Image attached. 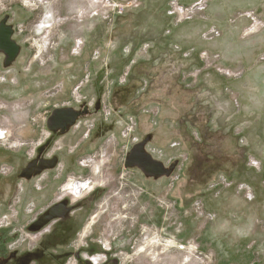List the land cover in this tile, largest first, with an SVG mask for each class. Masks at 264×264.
<instances>
[{
    "label": "rangeland",
    "instance_id": "374dc122",
    "mask_svg": "<svg viewBox=\"0 0 264 264\" xmlns=\"http://www.w3.org/2000/svg\"><path fill=\"white\" fill-rule=\"evenodd\" d=\"M169 1L0 0V168L8 167L0 170V218L11 222L0 223L8 253L0 264L34 252L27 264H264V150L226 158L203 175L192 163L158 177L125 164L134 129L126 130L129 115L120 118L115 98L129 92L124 79L142 48L177 43L215 52L225 64L215 50L238 36L209 44L215 30L231 24L240 38L264 36V0H209L179 22ZM248 12L261 26L243 35ZM229 66L242 71L217 75L243 74L240 62ZM55 108L81 115L51 131ZM70 182L84 185L77 192L66 189ZM38 247L67 256L39 257Z\"/></svg>",
    "mask_w": 264,
    "mask_h": 264
},
{
    "label": "crops",
    "instance_id": "0c3cea01",
    "mask_svg": "<svg viewBox=\"0 0 264 264\" xmlns=\"http://www.w3.org/2000/svg\"><path fill=\"white\" fill-rule=\"evenodd\" d=\"M239 30L228 24L211 33V40H207L213 44L229 33L238 36L215 50L225 64L241 63L243 74L235 79L205 70L196 78L190 77L189 72L200 64L197 54L202 48L194 50L177 43L157 48L151 44L142 48L147 55L136 54L131 63L133 73L124 79L130 83L129 92H121L115 98L116 105H121L117 110L120 118L129 115L134 145L144 142L145 152L163 164H197L202 175L227 159L236 163L238 156L253 153L252 148L264 150V63L256 59L264 46V36L240 38ZM237 45H242L241 51L235 49ZM256 76L258 85L252 82ZM216 132L220 141L213 149V143L202 137L212 138ZM37 250L55 260L67 256L66 252L55 254L41 247ZM7 254L1 245L0 256L7 258ZM27 262L25 258L21 264Z\"/></svg>",
    "mask_w": 264,
    "mask_h": 264
},
{
    "label": "built area",
    "instance_id": "2783aa9c",
    "mask_svg": "<svg viewBox=\"0 0 264 264\" xmlns=\"http://www.w3.org/2000/svg\"><path fill=\"white\" fill-rule=\"evenodd\" d=\"M208 1L209 0H198L197 2H195L194 4H192L189 7L182 6L180 4V0H170L169 4H170L172 14L174 15L176 21L179 22V21H183L186 19H190L193 16H195L197 13H199L203 9L204 4H206ZM241 16L248 18L251 22L250 27L243 32V35L254 34L257 30H259L258 27H260L261 24L258 20V16L254 12H248V13L242 14ZM197 58L199 60L200 65L197 68L193 69L191 72H189V75L192 78H196L201 70L202 71L203 70L213 71L216 74H219L221 76L228 77V78L235 77V76L239 75L242 71L241 68H232V66L223 64L220 60V56L215 52L212 53V52H209L207 50H202V51L198 52ZM258 59L260 61H264V52L258 56ZM132 128H133L132 125H126V130L128 132H131ZM5 139H6L5 138V131L3 128H0V140H5ZM202 139L208 140L209 142H212L213 143V145H212L213 149L217 148L219 141H220V139L218 137V133L215 136H213L212 138H210L207 135H204L202 137ZM217 151H218V149H217ZM248 161H249V164L256 169L260 167V164L256 160H254V158L252 156H248ZM174 170H175V168H174ZM1 171L7 172L8 167L3 168ZM15 205H16V201L14 202V205H13L14 208L11 209V206H10V209L14 211ZM8 222H9V220H8V217L6 215H4L0 218V223L1 224L3 223L1 226L7 224ZM32 222L34 223L32 225L37 224V220H34ZM19 231L23 235L25 234L28 237H29V234H31V232H32L24 226H21L19 228ZM31 237H29V239L32 240Z\"/></svg>",
    "mask_w": 264,
    "mask_h": 264
},
{
    "label": "water",
    "instance_id": "95a60500",
    "mask_svg": "<svg viewBox=\"0 0 264 264\" xmlns=\"http://www.w3.org/2000/svg\"><path fill=\"white\" fill-rule=\"evenodd\" d=\"M81 112L72 108H55L46 120L47 128L51 131L66 130L67 127L74 124ZM127 166H138L143 172L152 176L170 175L176 162L165 166L163 163L152 159L144 150V142L133 145L129 153L125 156Z\"/></svg>",
    "mask_w": 264,
    "mask_h": 264
},
{
    "label": "flooded vegetation",
    "instance_id": "af4514ba",
    "mask_svg": "<svg viewBox=\"0 0 264 264\" xmlns=\"http://www.w3.org/2000/svg\"><path fill=\"white\" fill-rule=\"evenodd\" d=\"M31 253H33V252H31ZM36 252H34L33 254H26V255H24L23 257H19V258H17V264H21L22 262H24V260H25V258H29V257H31V255H37V254H35ZM38 254H39V257H42V255H43V252H42V250L39 252L38 251ZM12 257V255L10 256V258ZM57 259H59L58 257H57Z\"/></svg>",
    "mask_w": 264,
    "mask_h": 264
},
{
    "label": "bare ground",
    "instance_id": "6f19581e",
    "mask_svg": "<svg viewBox=\"0 0 264 264\" xmlns=\"http://www.w3.org/2000/svg\"><path fill=\"white\" fill-rule=\"evenodd\" d=\"M84 185V184H83ZM82 183H76V184H73V183H68L67 185H66V189H68V190H74V189H77V192H79L81 189H82ZM75 191V190H74Z\"/></svg>",
    "mask_w": 264,
    "mask_h": 264
}]
</instances>
